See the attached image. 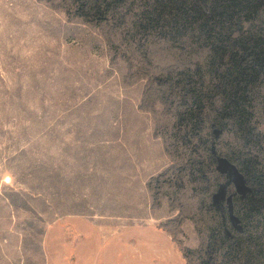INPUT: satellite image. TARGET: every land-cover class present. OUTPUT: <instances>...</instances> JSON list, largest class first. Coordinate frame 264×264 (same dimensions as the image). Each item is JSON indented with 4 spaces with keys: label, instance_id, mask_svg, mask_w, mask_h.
Masks as SVG:
<instances>
[{
    "label": "rangeland",
    "instance_id": "374dc122",
    "mask_svg": "<svg viewBox=\"0 0 264 264\" xmlns=\"http://www.w3.org/2000/svg\"><path fill=\"white\" fill-rule=\"evenodd\" d=\"M0 264H264V0H0Z\"/></svg>",
    "mask_w": 264,
    "mask_h": 264
}]
</instances>
